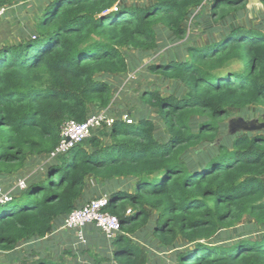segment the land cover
<instances>
[{"label": "trees", "instance_id": "1", "mask_svg": "<svg viewBox=\"0 0 264 264\" xmlns=\"http://www.w3.org/2000/svg\"><path fill=\"white\" fill-rule=\"evenodd\" d=\"M25 1L0 0V8L10 12ZM145 1L49 0L30 37L0 47V186L11 191V200L0 203V252L48 238L82 207L91 177L133 184L132 192L108 196L106 211L121 231L110 240L113 257L94 256V264H149L134 236L153 214L154 242L165 249L184 243L176 264H264V133L228 134L234 114L264 112V30L227 28L248 0ZM192 17L197 25L210 20L218 37L189 48L188 58L147 68L184 94L145 92L142 102L155 119L128 125L110 115L108 145L100 129L88 146L51 159L66 123L110 111L114 88L130 70L127 51L151 56L163 30L184 40ZM12 176L25 179L26 188H3ZM242 225L235 239L217 240ZM34 250L20 264H70Z\"/></svg>", "mask_w": 264, "mask_h": 264}, {"label": "rangeland", "instance_id": "2", "mask_svg": "<svg viewBox=\"0 0 264 264\" xmlns=\"http://www.w3.org/2000/svg\"><path fill=\"white\" fill-rule=\"evenodd\" d=\"M128 4H146L145 0H124ZM49 0H28L24 3L17 4L14 6L9 13L5 15V18H10L9 21L14 23L12 30L10 31V36L14 38L13 41L8 39L11 44H16L24 41L32 35L35 31L39 17L42 15L43 8L48 4ZM248 7L239 16L238 22L242 26L248 27H264V5L259 0H249ZM206 14L210 13V6L208 10L205 9ZM202 13V12H201ZM198 14V13H197ZM206 15V16H207ZM3 18V19H5ZM203 19V17H201ZM197 17H192L186 24L187 37L184 40H179L174 38L168 31H161L159 35L158 49L151 56H143L142 54L135 51H127L128 62L130 70L118 82V86L114 90V101L113 108L111 111V116L114 118L121 117L123 115H128L133 119V123L139 120L140 117H150V119H155L157 113L150 110L142 102V95L145 92H156L163 96H169L170 94H184V89L181 85L174 83L173 81L165 80L162 77L153 75L147 69L149 65L156 62L179 60L183 58H188L187 51L189 48L204 47L210 44L212 39L218 37L219 32H215L214 24L210 20L205 18L203 20V25L196 24ZM233 23V22H232ZM238 24V25H239ZM264 30V29H263ZM223 33V31H221ZM219 41V39L217 40ZM239 67L236 66L235 69ZM126 85L124 81L127 79ZM127 86L123 90L121 86ZM129 85V86H128ZM121 91V93H120ZM121 115V116H120ZM241 116L240 114H234L228 121L229 135L235 134H254V133H264V112L256 111L255 108L249 110V113ZM157 125H162L158 119H156ZM163 129V128H162ZM102 134L99 138L104 145L110 143L108 130L104 128L101 129ZM84 145L89 144V140H86ZM127 186V185H122ZM129 191L132 192L133 188L129 187ZM157 218L156 214L150 221V224L139 231L134 238L148 250L149 264H176L175 254L177 253L179 247L184 243L179 240V242L170 249H165L163 246L154 242L152 236V225L155 223ZM252 224V222H245L246 224ZM242 226L230 228L220 233L217 240L223 243H228L231 240L238 237L244 230ZM254 232V229H251ZM64 232V231H63ZM100 233V234H99ZM101 235L99 241L109 242L106 236L99 232ZM87 233L85 232V235ZM87 237V235H86ZM98 243L95 240L87 241L85 243H79L78 239L71 233L65 232L56 234L47 241H45L46 247L45 254L50 258L58 262L77 264H94V256L99 258H104L101 254L102 247L104 249L105 243ZM103 245V246H102ZM108 245V244H107ZM35 247L34 251L39 253V242L33 244ZM26 249V247H25ZM50 249V250H49ZM29 251V250H28ZM27 251L21 250V257L15 261L13 264H20L24 260V256ZM50 253V254H49ZM29 254L31 252L29 251ZM9 254H4L0 252V264H12L9 262ZM19 261V262H18Z\"/></svg>", "mask_w": 264, "mask_h": 264}, {"label": "built area", "instance_id": "3", "mask_svg": "<svg viewBox=\"0 0 264 264\" xmlns=\"http://www.w3.org/2000/svg\"><path fill=\"white\" fill-rule=\"evenodd\" d=\"M209 1L206 0L205 3L207 4ZM8 12V8H0V18L5 17ZM121 120L128 125L134 122L127 114L123 115ZM113 123L114 119L106 111L90 117L83 124L74 121L66 123L61 131L60 145L51 155V159L66 155L72 148L91 138L95 131L104 128V126L110 129ZM17 188L24 190L26 188V181H19ZM10 200L9 193H4L0 186V203L4 204ZM108 205L109 198L107 196L90 200L84 206L71 212L64 219L63 230L73 233L79 243H85V230L92 225L103 233L108 240H113L120 233L121 225L116 216L106 211ZM128 214H130V211H128Z\"/></svg>", "mask_w": 264, "mask_h": 264}, {"label": "crops", "instance_id": "4", "mask_svg": "<svg viewBox=\"0 0 264 264\" xmlns=\"http://www.w3.org/2000/svg\"><path fill=\"white\" fill-rule=\"evenodd\" d=\"M259 1L262 3V5H264L263 2H262L263 0H259ZM248 3H249V0H248ZM248 5L249 4H247V7H248ZM208 6L209 5H206L205 9L208 10ZM202 13H203V15H207L206 11L203 12V10H202ZM9 19L10 18H7V17L5 19H0V47H2L5 43L10 42V41H8L9 38H10L11 41L14 40V38L12 36H10V31L13 29L12 26H13L14 23H11L9 21ZM238 19H239V17L233 23L229 24L227 26V28H231V27L237 26L239 24ZM256 28L264 29V27H258V26ZM121 79H122V77H120V80ZM127 80H128V78L124 80V81H126L124 85H126ZM116 87L117 86H115L114 90L116 89ZM125 87H127V86H125ZM125 87L122 85L120 90H123ZM120 93H121V91H120ZM112 108H113V106L111 107L110 111H108L109 115H112L111 114ZM15 176L8 177L5 180L1 181V184H2L3 188H8L10 186H12V187L16 186L17 187V184H18L19 181L25 180V179H17ZM122 185H127V186L123 187ZM129 187L133 188L132 182L125 181L124 179L112 180V181L106 183L104 181L88 177L87 180H86V183H85V187H84L82 198H81V200L79 202V206H84L86 203H88L92 199L100 198V197H103V196H107L108 197L110 195V193H112V191H115V190H127L128 192H131L128 189ZM10 192L11 191H9L8 193H10ZM87 228H86V231H87L86 239H87V241L95 240V242L98 243L99 239L101 238V235H99L100 233L97 230V228L96 227L95 228L91 227L88 230H87ZM63 231L66 234L67 231L63 230V225L62 226H58V227H56L55 231L48 238H46L44 240H41V241H38L39 242V251H42L45 254V252H46L45 248L46 247H43V245H45L44 242L47 241L48 239H50L51 237L55 236L56 234H59L60 232L64 233ZM68 233H70V232H68ZM34 243L35 242L25 243L16 252H14V253H4V254H7V255L9 254V258H8L9 262L13 264L14 260L16 261L19 258V256L21 257V255H20L21 254V250H24V251L28 252V250H30L31 247L35 248L33 246ZM99 243L104 244L105 242L104 241H99ZM25 247H26V249H25ZM43 249H44L45 252L43 251ZM1 253H3V252H1ZM101 254H102L103 257H110V258L113 257V247H112V245L109 242L105 243L104 249L102 247Z\"/></svg>", "mask_w": 264, "mask_h": 264}]
</instances>
